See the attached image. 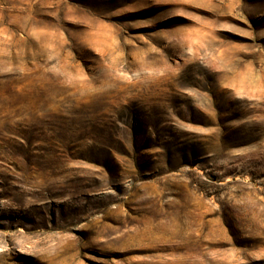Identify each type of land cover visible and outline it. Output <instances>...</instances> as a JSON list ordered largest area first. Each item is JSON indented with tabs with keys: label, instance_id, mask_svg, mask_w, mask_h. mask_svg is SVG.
Segmentation results:
<instances>
[{
	"label": "rangeland",
	"instance_id": "rangeland-1",
	"mask_svg": "<svg viewBox=\"0 0 264 264\" xmlns=\"http://www.w3.org/2000/svg\"><path fill=\"white\" fill-rule=\"evenodd\" d=\"M0 264H264V0H0Z\"/></svg>",
	"mask_w": 264,
	"mask_h": 264
},
{
	"label": "trees",
	"instance_id": "trees-1",
	"mask_svg": "<svg viewBox=\"0 0 264 264\" xmlns=\"http://www.w3.org/2000/svg\"><path fill=\"white\" fill-rule=\"evenodd\" d=\"M104 155L109 157V158L112 157V155L110 154V151H108V150H105Z\"/></svg>",
	"mask_w": 264,
	"mask_h": 264
}]
</instances>
